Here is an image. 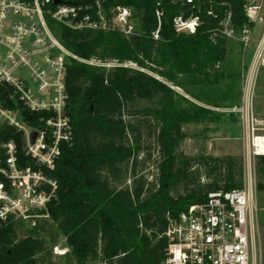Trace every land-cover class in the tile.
<instances>
[{
	"label": "trees",
	"instance_id": "trees-1",
	"mask_svg": "<svg viewBox=\"0 0 264 264\" xmlns=\"http://www.w3.org/2000/svg\"><path fill=\"white\" fill-rule=\"evenodd\" d=\"M158 1L106 0V5L132 8L139 31L129 37L119 31L64 26L57 31L79 57L118 65L76 60L68 64L66 84L75 138L72 145H62L51 173L59 183L57 197L32 233L18 238L19 219L10 216L3 222L0 264H56L47 244L55 245L59 237L65 238L75 264H163L169 243L165 233L180 223L182 213L205 201L209 192L242 188L241 157L184 156L179 151L187 137L184 124L214 120L216 114L186 99L168 81L181 86L175 82L179 74L207 77L206 70L225 60L229 39L218 30L219 22L229 8L235 29H241L247 23L243 0H206L194 33L177 32L173 18L195 14V9L167 0L158 5ZM157 8L163 15L155 39ZM210 9L217 16L209 14ZM129 62L137 66H128ZM213 74L217 76V71ZM0 93L13 106L7 91ZM141 101L148 105L138 106ZM23 113L25 120L37 124V115L26 109ZM145 130L154 135L158 155L157 172L151 178L137 171ZM4 138L14 139L23 155L21 134L8 128ZM256 159L264 175V155ZM128 172L130 182L120 181ZM180 185L185 192L174 195ZM256 188L264 192V183L257 182Z\"/></svg>",
	"mask_w": 264,
	"mask_h": 264
},
{
	"label": "built area",
	"instance_id": "built-area-1",
	"mask_svg": "<svg viewBox=\"0 0 264 264\" xmlns=\"http://www.w3.org/2000/svg\"><path fill=\"white\" fill-rule=\"evenodd\" d=\"M167 1L195 9V14L173 18L177 32L194 33L202 22L199 12L206 0ZM243 10L247 23L241 29H235L229 8L218 27L228 39L248 47L255 25H262L241 101L229 109L243 124V186L209 192L205 201L182 213L180 223L172 224L165 233L169 243L163 264H259L254 249L257 207L252 161L264 155V119L254 109L253 82L264 54V0H243ZM207 12L217 16L211 9ZM156 15L158 26L153 37L158 39L161 8L156 9ZM63 26L119 31L126 37L139 31L131 7L106 5V0H0V90L7 91L13 103L9 106L0 97V223L10 216L35 223L48 216V205L57 197L59 183L51 173L62 145H72L75 138L66 84L68 64L76 60L105 67L118 65L116 61L86 60L73 53L57 35ZM24 109L37 115V124L25 120ZM8 128L21 134L22 156L15 140L4 138ZM33 131L36 136L32 142Z\"/></svg>",
	"mask_w": 264,
	"mask_h": 264
},
{
	"label": "rangeland",
	"instance_id": "rangeland-1",
	"mask_svg": "<svg viewBox=\"0 0 264 264\" xmlns=\"http://www.w3.org/2000/svg\"><path fill=\"white\" fill-rule=\"evenodd\" d=\"M261 31L262 26L259 24L255 25L249 47H244L237 39H229L228 54L225 60L214 69L206 70L207 77L202 73H198L195 76L179 74L175 82L181 83V86L174 85V82L163 78L186 99L201 106L212 107L211 109L216 114L214 120L184 124L183 129L187 137L179 149L184 156L198 154L239 156L242 159L245 174L243 124L240 117L236 113L229 112V109L238 105L241 101L243 86L255 59L254 52L258 46V37ZM249 53H252L251 56H249ZM127 65L137 66L133 62H129ZM163 69L167 71L166 67ZM215 71H217V76L213 74ZM253 85L254 109L258 117L264 119V54L260 57L254 73ZM182 104L187 105V102L182 101ZM143 105L148 104L144 101L138 104L140 107ZM151 129L153 131L155 125H152ZM148 130L143 133V145L145 148L138 155L137 171L146 173L151 178V176L155 177L157 172L158 155L154 135L149 134ZM252 170L256 190L255 206L257 207V212L253 218L255 228L254 249L258 263L264 264V192H260L256 188L257 182L264 183V175H260L258 171L256 158L252 161ZM130 179L131 174L128 172L124 173L120 181L128 180L127 183H129ZM184 192L185 189L181 185L173 190L174 195ZM40 219L35 223L29 219H19L17 224L18 238L32 233ZM3 225L4 223H0V227ZM41 233L46 234L45 231ZM46 238L50 239L47 234ZM47 245L52 252V262L56 264H75L65 238L59 237L55 245H51L50 242Z\"/></svg>",
	"mask_w": 264,
	"mask_h": 264
},
{
	"label": "water",
	"instance_id": "water-1",
	"mask_svg": "<svg viewBox=\"0 0 264 264\" xmlns=\"http://www.w3.org/2000/svg\"><path fill=\"white\" fill-rule=\"evenodd\" d=\"M90 108L93 109V106H91ZM35 136H36V132L33 131L32 134H31V141H32V142L34 141Z\"/></svg>",
	"mask_w": 264,
	"mask_h": 264
},
{
	"label": "crops",
	"instance_id": "crops-1",
	"mask_svg": "<svg viewBox=\"0 0 264 264\" xmlns=\"http://www.w3.org/2000/svg\"><path fill=\"white\" fill-rule=\"evenodd\" d=\"M260 25V24H259ZM262 26V25H261ZM261 33H262V31H261ZM261 33H260V35H259V37H258V41L260 40V36H261ZM251 44V43H250ZM249 47V46H248ZM228 52V51H227ZM255 53V52H254ZM228 54V53H227ZM250 55L249 56H251V54L252 53H249ZM227 56V55H226ZM210 108H212V107H210ZM218 109V108H217Z\"/></svg>",
	"mask_w": 264,
	"mask_h": 264
}]
</instances>
